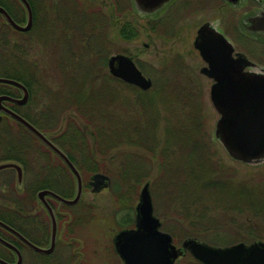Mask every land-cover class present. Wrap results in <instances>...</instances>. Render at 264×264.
<instances>
[{"label":"flooded vegetation","instance_id":"obj_1","mask_svg":"<svg viewBox=\"0 0 264 264\" xmlns=\"http://www.w3.org/2000/svg\"><path fill=\"white\" fill-rule=\"evenodd\" d=\"M7 1L12 4L11 8L16 13L21 14L22 20L24 18L20 22V19L14 20L11 17L14 22L20 26L25 25L26 12L23 5L19 0ZM26 1L32 12V26L29 31L19 32L12 29L0 16V19L3 20H0V45L15 43L22 47L21 55L0 57V78L13 80L22 86L21 88L0 83V163L13 162L20 165L23 171V182L24 174L30 169L32 173L37 174L35 181L39 183V187L35 192L25 189L27 196L23 197L22 205L18 208L4 206L2 203L8 199L1 198L0 210L12 212V214H7V217L13 221L14 226L1 220L0 222L20 234L32 246L44 251L52 250L48 254L39 253L3 227H0V238L18 250L21 264H61L59 249H71L74 243L78 244L76 240L71 241L72 237L76 236L75 229L88 224L91 221L92 212L86 208L83 215L74 213L62 215V210L77 207L82 196L74 206L62 205L52 197L45 196L44 200L53 211L55 219L56 234L55 239H52V221L45 206L38 201L37 194L41 191H50L61 198L71 200L76 194L75 178L67 165L56 154L24 126L11 118L8 113L16 114L33 126L58 147L74 166L75 164L71 160L70 153L60 147L58 140L65 134L60 136V132L57 131L55 133L56 140L55 136L45 133L39 125L48 111L43 109L45 92L41 83L42 75L39 70L27 65L29 56L24 54L25 46L29 42V35H32L34 39L37 37L44 39L47 38L48 33H52L53 42L61 43L66 48L69 47L65 49L67 57L76 61L91 60L94 53H97L91 50V46L94 48L101 43H104L105 50L116 42L123 46L132 47L135 45L134 49H119L116 54L107 59V75L112 77L109 74L108 61L111 57L120 55L129 59L144 76L139 60L140 56H144L145 52L150 51L154 53V58H158L162 62L157 65L160 67L161 77L170 68L168 72L173 74L170 76L176 78L175 82L167 84L169 90L178 89L179 91L180 88H184L185 91L192 92L190 88L194 83L192 78L194 71L185 61L184 55L187 54H180L179 47L187 46L190 55L197 54L198 59L203 62L198 73L211 82V88L213 81L201 73L207 64L194 47L202 28L208 32L220 34L232 49L231 57L233 59H237L238 56L244 58L245 65L242 69L244 73L264 75V0ZM14 5L17 6L14 7ZM18 8L21 12H18ZM7 13L9 14L8 11ZM139 44L143 48L142 51L139 49ZM187 50L185 51L187 52ZM15 57L19 60H15ZM116 80L141 91L120 79ZM197 88L201 89L202 87L197 86ZM70 145H72L71 141ZM45 159L50 163H45ZM62 173L63 175H61ZM9 174L14 176L15 183L16 175L13 170L0 173V177ZM90 183L89 180V186H91ZM84 188L83 182L82 195ZM22 189H24L23 183ZM30 198H35L36 207L32 206ZM15 205L18 206L17 203ZM14 209H16L15 212H13ZM134 218L135 214L133 218H128L131 225L127 224L125 229L134 228ZM112 250L121 264H124L115 253L113 242ZM185 254H189V252H183L180 257ZM0 259L9 264H15L17 254L0 245Z\"/></svg>","mask_w":264,"mask_h":264},{"label":"rangeland","instance_id":"obj_2","mask_svg":"<svg viewBox=\"0 0 264 264\" xmlns=\"http://www.w3.org/2000/svg\"><path fill=\"white\" fill-rule=\"evenodd\" d=\"M7 3L12 6L8 1ZM13 12L21 22V14L16 13L15 10ZM18 12H21L19 8ZM52 35V33H48L47 38L44 39L40 37L34 39L32 35H29V42L24 49V54H28L29 56L27 65L35 70H39L42 75L41 83L45 92V105L43 109L45 108L48 113L39 125L45 133L55 136L54 139L56 140L55 133L57 131L60 132V136L65 134L58 141L63 146V149L68 151L79 165H83L81 155L84 157L92 156L95 158L96 164H98L99 174H104L102 173L104 166L107 172L109 171V174H104L109 178L108 184L98 192H93V187L88 184L92 175L85 176L86 179H83L85 188L80 204L73 209L61 211L62 215H72V213L83 215L82 213H84L86 208H89L92 212L90 215L91 221L85 224V226L76 227L75 229L76 236H73L71 241L76 240L78 244L74 243L71 249H59L61 264H121L113 253L112 241L120 230L126 228L127 224L131 225V221L128 218H133L135 214L134 208L138 203L140 190L145 183H149L153 214L162 223L161 231L171 235L173 244L177 248H181V243L186 239H195L212 247H228L239 242L245 244H250L254 241L264 242V213L254 215L253 212L247 209L248 205L246 203L242 204V202H237L233 198H227L226 196H215L214 192L209 189L201 190V192L196 191L188 195L181 192L178 186L183 182L182 175L185 174L184 172L188 167H193L192 160L190 159L188 162L186 159L187 154L182 155L183 168L174 167L169 169L170 167H168V172L165 171L166 169L161 172L160 166L163 162L166 164L168 161L171 162V156L164 153L163 142L162 148L158 145L156 152L152 151V155H147L151 159L156 158L157 162L156 160L155 162L154 160L151 161L149 158L143 159L144 154L142 150L132 151L131 149H123V151H118L117 149L112 150L109 148L104 150V138H97L101 134L99 132L100 129L85 121L82 117H79L74 109L68 111L67 108L69 106L61 104L57 100L56 94H62L64 90L62 69L63 64L68 59H62L67 57L65 49L68 48L61 43L56 44L55 41L53 42ZM144 42L147 43V41ZM139 46V49L142 51L143 48L140 44ZM124 48L134 49L135 45L132 47L123 46L116 42L109 45L106 50L104 49V43L94 46V48L91 46V50L97 53H94L91 60L83 61L85 63L87 61L91 62L88 67L89 69L86 71L88 75L85 77L87 78L81 77L85 79L84 81L82 80L84 91L87 93L92 91L98 92L101 87H104L106 91L113 92L115 90L111 88L110 84L113 83L107 77L106 63L111 55L116 54L119 49L124 50ZM179 48L180 54H187L184 55L185 61L194 71H192L194 83L190 88L192 92H187L184 88H180L179 91L178 89L175 91L169 90L167 84L175 82L176 79L170 76L171 72H168L170 68L161 77V72H159L160 67L157 65H160L162 62L158 58L153 57L154 53L147 51L144 56H140L139 62L142 73L152 81V88L146 93L141 91L143 94H140V97L153 99L151 101L157 104L156 107L160 115L159 117L154 116L158 120L159 125L157 133L161 134V130L166 126L167 120L174 117L170 116L169 112L166 111L168 107L174 110L178 109L176 116L180 119L193 118L194 115L197 116L201 132L196 134L195 138L201 140L206 135L209 144L208 148L203 147L204 149L200 150V154L204 153L203 159L206 160L204 163L209 167L207 169H199L196 166L197 171L208 180L225 184V186L231 189L226 191L228 193L232 191L234 194L240 193L243 196L246 193L250 195L256 194V197L258 195L262 196L264 193V161L263 163L248 165L229 157L214 135L215 124L219 115L209 99L211 82L198 73V69L203 66V62L198 59L197 54L190 55L187 46ZM20 50H22V47L19 44H16L15 49L11 47L5 48L3 45H0V57L21 55L22 52ZM14 59L19 60L17 57ZM107 80L110 81V84H108ZM176 81L178 82V80ZM197 86H201L202 88H197ZM184 92L191 97L192 101L187 102L182 99V96L185 94ZM135 93L139 95L137 92ZM122 95L133 98L134 93L131 88L125 87ZM99 102L104 104L103 96ZM116 106L117 104H114L112 107L115 108ZM123 110L132 112V110L125 107H123ZM197 121L194 123H197ZM173 122L175 123L174 119H172ZM162 136L161 139H163ZM70 141L72 145L69 146ZM157 141L159 139L156 140V143ZM122 155H127L125 162L133 166L134 171L137 172L136 176L141 175L142 178H146L147 180L135 189L134 196L130 200L125 202V204L123 203V206H117L116 198L118 195L124 193L125 189L118 178L115 177V172L121 169ZM128 155H130L131 159ZM158 157H166L167 159L164 158L161 161ZM46 162L50 163L45 159ZM118 164L120 166L117 167ZM36 179L37 174L32 173L29 169L24 174V189L17 191L12 174L0 177V187L4 191L0 194V198L8 199L2 204L4 206L7 205L9 208L20 207L23 197L27 196V191L35 192L39 187V183L35 181ZM25 189L28 190L26 191ZM30 199L32 206L36 207L37 202L35 198ZM16 203L18 206L15 205ZM172 204L173 207H171ZM250 232L253 235V239L249 238L248 234ZM104 245H106V248H104ZM175 264L198 263L189 254H185L183 257L178 258Z\"/></svg>","mask_w":264,"mask_h":264},{"label":"water","instance_id":"obj_3","mask_svg":"<svg viewBox=\"0 0 264 264\" xmlns=\"http://www.w3.org/2000/svg\"><path fill=\"white\" fill-rule=\"evenodd\" d=\"M26 12V24L20 26L14 22L7 11L0 6V16L12 29L27 32L31 29L32 12L26 0H19ZM202 60L207 64L201 73L213 81L210 88V102L219 115L215 124L214 135L229 157L243 164H257L264 160V75L246 74L242 71L245 60L242 56L231 57L232 49L226 40L216 32H208L202 28L194 43ZM109 74L127 84L147 91L152 82L146 79L127 58L116 55L108 61ZM0 83L21 87L17 82L0 78ZM8 115L24 126L42 144L56 154L69 168L76 183V194L73 199L66 200L50 191H41L37 199L45 206L52 221V239H55L56 227L53 211L44 200L50 196L65 206L76 205L83 190L82 177L67 156L53 145L42 133L14 113ZM8 170L15 172V188L22 190L23 171L20 165L13 162L0 163V173ZM93 192L105 188L108 176L94 174L90 179ZM23 243L33 250L48 254L52 249L41 250L29 244L20 234L0 222ZM161 223L153 214V205L149 183L140 190L138 203L135 206L133 229H122L113 238V248L124 264H175L183 254L189 252L200 264H264V242L254 241L250 244L242 242L228 247H212L195 239H186L181 248L172 243L170 234L160 230ZM0 245L17 254V262L21 264L18 250L0 238ZM0 264H9L0 259Z\"/></svg>","mask_w":264,"mask_h":264},{"label":"trees","instance_id":"obj_4","mask_svg":"<svg viewBox=\"0 0 264 264\" xmlns=\"http://www.w3.org/2000/svg\"><path fill=\"white\" fill-rule=\"evenodd\" d=\"M0 6L5 8L14 20H18L17 15L14 14L11 6L7 3V0H0ZM10 44L11 45L6 43L3 46L5 48H16L15 43ZM65 59L68 60L65 61L62 69L64 90L62 94H56L57 100L59 103L69 106L67 108L68 111L74 109L79 117H82L85 121L90 122L92 125L97 126L100 129L99 132H101V134L100 136L98 135L97 138L103 137L104 142H107L106 144L104 143V150H107L108 148L112 150L117 149L118 151H123V149H131L132 151L142 150L144 154L143 159L149 158L151 161L154 160L155 162L156 158L151 159L150 156L147 155H152V151L156 152L158 145L162 148L163 142L164 153L171 156V162L168 161L167 164L163 162L161 166L159 165L160 170L162 169L161 172H163L164 169L168 172L169 169L174 167L183 168V154H187L186 159L188 162L190 159L192 160L191 162H193V167L190 168L185 161L188 169L185 170V172L182 171L186 175H182L183 182L178 186L182 193L188 195L189 193H195L196 191L201 192V190L209 189L214 192L213 194L215 196H226L227 198H233L237 202H242V204L246 203L248 205L247 209L253 212L254 215L264 213V193L262 196L258 195L257 197L256 194L250 195L246 193L243 196L240 193L234 194L232 191L228 193L226 191L231 189L225 186V184L223 185L217 180V182L208 180L197 171L196 166L199 169H207L209 167L204 163L206 161L203 159L204 153L200 154V150L209 147L207 137L204 135L201 140L195 138L196 134L201 132L197 116L194 115L193 118L183 117L184 119H180L176 116L178 109L174 110L173 108L171 109L168 107L166 111L169 112L170 116H174L172 119L175 120V123H172L171 118L167 120V122L164 120L166 126L161 130V134L157 133V127L159 125L158 120L155 117H159L160 115L158 113V108L156 107L157 104L151 101L153 99L140 97V94H143V92L124 85L108 75V79L113 83L110 84V81L107 80L108 84L111 85L112 89H115L113 92L106 91L104 90V87H101L98 92L88 91L89 93H87L83 89V81L85 80L84 78H87L85 77L88 75L86 71L89 69L88 67L91 62L87 61L85 63L83 61H76L70 57H65L62 60ZM81 77L84 78L82 79ZM179 85H181V83H179ZM125 87L133 90V98H130L129 96L124 97L122 95ZM135 92L139 95H136ZM184 93L182 99L187 102L192 101L191 97H189L186 92ZM102 96L104 97V104L99 102ZM114 104H117V108L112 107ZM123 107L132 110V112L124 111ZM195 121H197V123H194ZM161 136L163 139H161ZM157 139H159V141L156 143ZM60 147L63 149L62 145H60ZM129 156L130 155H128V157ZM126 157L127 155H122L123 161L121 162V169L115 172V177L118 178L125 188L124 193L118 195L116 198L117 206H123L125 202L130 200L131 197L134 196L135 189L138 188L142 182L147 180L146 178H142L141 175L138 177L136 176L137 172L134 171L133 166L128 165L125 162ZM81 158L83 165H79L73 158H71V160L80 172L82 179H86L85 176H91L98 173V164H96L95 158L92 156L84 157L82 155ZM129 158L131 159V157ZM164 158L167 159L166 157H158L161 161H163L162 159ZM118 166H120V164H118L117 167ZM168 167L170 168L167 169ZM102 170V173L109 174V171L107 172L105 166ZM2 192L4 191L0 187V194ZM182 200H184V198H182ZM171 207H173V204ZM7 214H12V212H4L0 210V220L14 226L13 221L7 217ZM248 235L249 238L253 239L251 232Z\"/></svg>","mask_w":264,"mask_h":264}]
</instances>
